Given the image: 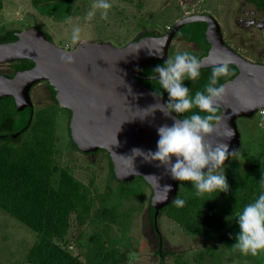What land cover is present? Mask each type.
<instances>
[{
	"label": "trees",
	"instance_id": "1",
	"mask_svg": "<svg viewBox=\"0 0 264 264\" xmlns=\"http://www.w3.org/2000/svg\"><path fill=\"white\" fill-rule=\"evenodd\" d=\"M247 1L260 6L264 0ZM30 2L40 15L58 22H64L66 18L78 13L74 0H30ZM206 25L204 22L186 24L175 34V37L201 45L203 51L200 54H195L203 57L210 47L205 38ZM32 26L52 42V38L47 32L42 31L36 24ZM19 31L21 30L8 29L4 31L0 34V43L15 41L16 33ZM144 36L157 35L153 32H144L134 40ZM163 62V60L155 59L149 65L141 66L138 70L137 81L154 93L164 91L160 89L157 80L151 79L155 66L163 64ZM9 65L12 70V74L9 75L11 77L17 71L32 68L34 63L31 60H17ZM211 68L201 69V77L194 84L191 81H185L193 93L197 89H203L207 84ZM230 68L234 70L232 75L226 80L221 77V83L237 75V68L233 65H230ZM147 77L149 79H146ZM48 88L55 101V91L49 85ZM162 99L164 102L168 100L167 92H164ZM24 111L27 116L20 120ZM24 111L17 112L11 96L2 98L0 100V132L13 133L23 127V131L26 132L31 126L33 115L31 108H25ZM193 111L199 110L194 109ZM68 113L70 117V112L68 111ZM173 114L177 116V114ZM38 120L42 127L39 129L36 125L32 127V134L23 144L15 147L0 145V209L36 234L35 241L27 251L26 263L127 264V254L131 252L132 248L130 232L133 218L135 213L143 208L146 189L149 186L140 176L134 177L129 182L118 181L114 176L112 163L109 161L110 180L114 185H108L106 191L99 194V211L94 213L89 187L67 170L60 169L58 182L56 185L51 184L50 176L57 171V167L52 162L51 123L44 116H40ZM21 137L20 134L17 140H12L5 136L0 139V142L19 144ZM70 142L78 150L71 138ZM240 150L241 142L239 153ZM99 151L105 150H98L95 153ZM236 158L228 161V166L225 169L230 185L227 192L206 193L197 197L192 184L181 187L180 181L177 195L186 200L185 206L176 207L173 203L168 204L159 211L156 221L153 217L154 209L150 205L152 192L149 188L147 213L156 238L157 247L154 255L159 258L158 264H164L165 258L170 255L168 251L164 250V238L158 227V219L163 213L182 226L189 235H201L219 226L229 216H236V213L246 203L258 196L261 190L260 180L264 178V163L248 156H245L243 161ZM72 216H74L78 230L82 231L85 224L93 226L90 233L79 234L76 241L84 261H81L78 255L71 254L61 244L69 231ZM0 264L3 263L0 262Z\"/></svg>",
	"mask_w": 264,
	"mask_h": 264
},
{
	"label": "water",
	"instance_id": "2",
	"mask_svg": "<svg viewBox=\"0 0 264 264\" xmlns=\"http://www.w3.org/2000/svg\"><path fill=\"white\" fill-rule=\"evenodd\" d=\"M196 22L207 24L205 38L210 48L202 57L203 68L229 60L238 70L235 77L224 82L226 94L219 102L223 120L207 139L227 143L229 152L239 150L237 120L252 118L264 109V64L250 62L227 46L218 22L209 14L183 17L163 35L144 36L121 47L82 40L66 49L48 41L33 26L21 30L15 41L0 43V64L31 60L34 65L11 77L0 74V100L11 96L17 112L32 108L31 88L46 81L55 91L58 106L70 112L69 134L78 151L91 154L105 150L120 182L142 177L152 192L150 205L156 221L159 211L177 196L180 181L160 161L134 155L132 150L140 148L145 154L156 151L157 129L171 125L178 117L165 116L156 109L141 119V111L165 102L137 81L138 70L155 59L164 61L175 34L184 25ZM62 53L75 57V62L63 63ZM127 157L133 158L132 163ZM165 185H171L168 193Z\"/></svg>",
	"mask_w": 264,
	"mask_h": 264
},
{
	"label": "rangeland",
	"instance_id": "3",
	"mask_svg": "<svg viewBox=\"0 0 264 264\" xmlns=\"http://www.w3.org/2000/svg\"><path fill=\"white\" fill-rule=\"evenodd\" d=\"M0 34L8 29L24 30L36 24L47 32L52 42L62 48L71 49L70 40L73 25L83 28V40L88 42H109L121 47L133 41L139 34L153 32L164 34L169 27L183 17L194 14H210L220 23L228 43L250 61L264 60V34L256 27H247L239 21L246 19L245 12L252 6L244 0H112L113 8L107 20L99 13L90 20L86 14L93 0H74L78 13L70 16V22H58L40 15L30 0H0ZM193 46L174 39L168 56ZM261 55V57H260ZM11 71L8 64H0V74ZM46 81L31 89L33 117L30 128L21 137L19 144L3 141L11 146H19L27 140L35 125L40 126L38 118L44 116L50 121L52 131V162L57 171L50 176L52 185L59 179V170L65 169L91 191L93 212L99 211V194L114 183L110 180L109 155L105 151L84 154L76 150L70 142L69 113L58 105L51 104ZM24 111V110H23ZM21 111V112H23ZM27 116L26 111L20 120ZM30 119V118H29ZM264 114L256 113L252 118H239L237 128L240 132L241 150L236 158L243 161L245 156L264 163ZM1 144V143H0ZM191 185L190 181H181V187ZM150 189H146L143 208L136 212L130 232L131 252L127 254V264H158L154 255L157 244L147 213V198ZM235 215L229 216L219 226L204 234L189 235L185 230L163 213L158 219V227L164 238V250L170 255L164 264H264V252L253 256L242 255L232 249L235 234L239 231ZM93 226L85 224L82 231L71 217L70 227L61 244L73 255L84 261L76 245L79 234H88ZM82 232V233H81ZM36 239V234L14 217L0 209V261L3 264H27L26 254Z\"/></svg>",
	"mask_w": 264,
	"mask_h": 264
},
{
	"label": "clouds",
	"instance_id": "4",
	"mask_svg": "<svg viewBox=\"0 0 264 264\" xmlns=\"http://www.w3.org/2000/svg\"><path fill=\"white\" fill-rule=\"evenodd\" d=\"M112 8V0H93L86 19H92L98 12L101 19L107 20ZM70 19L68 17L66 21L70 22ZM70 40L73 45L83 40L81 25L72 26ZM60 59L65 64L75 62V57L68 53H62ZM203 67L204 60L189 50L177 51L166 57L163 64L155 66L151 79L157 80L164 91L154 94L162 98L167 92L168 100L144 109L140 117L143 119L159 109L165 116L171 117L175 113L179 118H174L171 125L164 124L157 129L159 139L156 151L145 154L140 148L132 150L134 155H146V158L160 161L174 179L190 181L197 197L206 193L227 192L230 185L225 161L234 160L240 155L239 150L229 152V145L223 141L207 139L223 120L219 102L226 94V87L221 83V77L226 80L234 70L230 68L229 60L214 63L207 84L193 93L185 81L194 84L201 77ZM126 159L132 163V157ZM260 187L258 196L236 213L239 231L235 234V243L231 248L242 255L255 256L264 252V178L260 180ZM164 189L168 193L171 185H165ZM172 203L176 207H183L186 200L177 195Z\"/></svg>",
	"mask_w": 264,
	"mask_h": 264
},
{
	"label": "flooded vegetation",
	"instance_id": "5",
	"mask_svg": "<svg viewBox=\"0 0 264 264\" xmlns=\"http://www.w3.org/2000/svg\"><path fill=\"white\" fill-rule=\"evenodd\" d=\"M244 2L246 4H250L252 7L248 10H246L245 12V16H246V19L243 18V16H239V21L240 22H243L247 27H256L257 30H260V32H262L264 34V1H262L261 5L258 6L257 4L255 3H252V2H248L247 0H244ZM206 14V13H205ZM210 15V14H209ZM212 16V15H211ZM214 17V16H213ZM215 18V17H214ZM216 20V18H215ZM217 21V20H216ZM218 22V21H217ZM219 26H220V29H221V32H222V35H223V39H224V43L229 46L231 49H233V51H235L236 53H238L239 55H241L234 47H232L228 41L226 40L225 38V35H224V32L222 30V27L220 25V23L218 22ZM170 28V27H169ZM168 28V29H169ZM206 28H207V25H206ZM168 31V30H167ZM166 31V32H167ZM165 32V33H166ZM157 35V34H156ZM163 35V34H162ZM176 39V40H180L182 42H186L187 44H190L193 46V49H184V50H189V51H192L193 53H196V54H200L202 51H203V48L201 45H198L197 43L195 42H192V41H184L182 39H179V38H176L174 36L173 40ZM172 40V41H173ZM172 43V42H171ZM171 46V44H170ZM170 46L168 48V50L170 49ZM210 48V47H209ZM182 50V51H184ZM169 52V51H168ZM243 58H245L243 55H241ZM204 57V56H203ZM261 57V55H260ZM202 58V57H201ZM246 60H248L247 58H245ZM250 61V60H248ZM250 62H253V63H259V64H264V60H256V61H250ZM12 74V70L9 72V73H6L5 75L9 76ZM39 84V83H37ZM36 84V85H37ZM34 85V86H36ZM32 89V88H31ZM46 90H47V93H48V96H49V99L51 100V104L53 105H58L57 103H55V101L52 99V95H51V92L48 88V84L46 83ZM30 96H31V91H30ZM31 101H32V98H31ZM33 103V101H32ZM32 109V115H33V107L31 108ZM33 117V116H32ZM31 121V119H29ZM28 120V122H29ZM24 128V127H23ZM23 128H20L19 130L13 132V133H2L0 132V139H3L5 136L11 138L12 140H17L18 137L20 136H23V134L25 133V131H23ZM15 136V137H14ZM3 141H1L0 145H10L8 143H2ZM12 144H14L12 142Z\"/></svg>",
	"mask_w": 264,
	"mask_h": 264
},
{
	"label": "built area",
	"instance_id": "6",
	"mask_svg": "<svg viewBox=\"0 0 264 264\" xmlns=\"http://www.w3.org/2000/svg\"><path fill=\"white\" fill-rule=\"evenodd\" d=\"M259 115H263L264 114V109L263 110H260L257 112Z\"/></svg>",
	"mask_w": 264,
	"mask_h": 264
},
{
	"label": "crops",
	"instance_id": "7",
	"mask_svg": "<svg viewBox=\"0 0 264 264\" xmlns=\"http://www.w3.org/2000/svg\"><path fill=\"white\" fill-rule=\"evenodd\" d=\"M1 262V261H0Z\"/></svg>",
	"mask_w": 264,
	"mask_h": 264
}]
</instances>
